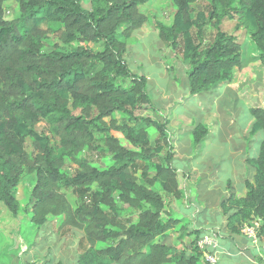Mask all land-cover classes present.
Wrapping results in <instances>:
<instances>
[{
	"label": "trees",
	"instance_id": "trees-1",
	"mask_svg": "<svg viewBox=\"0 0 264 264\" xmlns=\"http://www.w3.org/2000/svg\"><path fill=\"white\" fill-rule=\"evenodd\" d=\"M10 1L17 4L13 18L5 14ZM101 1L86 9L81 0H0V203L17 216L22 205L15 190L33 175L29 220L45 233L42 240L52 225L59 237L78 235L65 262L199 264L196 242L206 229L163 219L166 200L182 195L172 165L176 150L167 120L143 115L157 113L147 77L125 61L126 41L152 24L163 47L180 50L189 96L211 95L213 104L225 86L235 100L226 97L219 112L229 116L226 107L234 110L238 101L228 86L237 74L256 61L264 71V0H207L198 11L191 6L198 0H172L170 23L148 18L140 9L148 0ZM225 19L253 43L248 60L241 58L242 41L221 29ZM49 35L56 41L45 51ZM247 112L248 136L260 132L262 139L246 193L220 202L226 222L212 227L219 236L239 233L253 219L260 220L258 237L264 235V108L252 104ZM210 130L201 120L185 128L194 144ZM106 154L108 167L93 165ZM173 232L181 240L195 235L190 254L172 251ZM54 258L48 250L34 264H63Z\"/></svg>",
	"mask_w": 264,
	"mask_h": 264
},
{
	"label": "rangeland",
	"instance_id": "rangeland-1",
	"mask_svg": "<svg viewBox=\"0 0 264 264\" xmlns=\"http://www.w3.org/2000/svg\"><path fill=\"white\" fill-rule=\"evenodd\" d=\"M81 2L86 9H92L103 3L101 0H81ZM206 4L207 0H198L191 6L194 11H198L203 10ZM140 9L148 15L150 20L154 18L163 23H170L175 7L172 0H148L140 6ZM5 11L8 18L16 17L17 4L13 1L7 2ZM220 27L242 41L240 46L242 59L248 60L256 53L249 37L236 28L234 21L225 19ZM208 34H211L210 29ZM55 41L52 35L47 36L44 50L50 51ZM126 43L125 61L132 72L148 78L147 92L157 113L148 110L143 115H151L160 121L167 120V128L172 133V144L176 150L172 165L178 171L177 179H180V185L183 188V194L173 200V206L181 207L189 204L191 211L210 207L209 205L219 206L220 202L228 196V192H238L241 184L246 179L252 178L255 168L253 159L257 156L258 142L262 139V133L247 136L249 123L246 124L248 112L245 108L252 104H258L264 108V105L260 103L264 101L263 69L255 62L237 74V81L231 85L237 93V108L228 116L220 113L219 108L223 100H227L226 97L230 102L235 100L233 95L228 94L229 89L225 86L220 88L218 91L224 94H221L222 98H214L213 104L211 95L190 97L186 87L185 64L180 50L163 47L152 24L147 23L143 28L134 31ZM73 46L75 44L65 47ZM178 116L184 119L187 126L192 124V120H201L207 123L211 130L201 142L194 144L191 136L186 134L183 123L173 119ZM154 138L155 133L152 131L151 143L154 142ZM121 141L129 146L122 137ZM110 163V156L106 154L99 160H95L93 165L104 169ZM34 181L33 175H25L15 190V196L22 205L17 216L11 214L0 203V264L15 262L34 264L42 259L48 250L55 255L54 263L64 259L63 264H72L65 262L67 261L65 253H69L67 249L69 241L73 239V236L76 239L78 235L71 232L61 234L64 236L59 237V234L55 232V226L52 225L49 235H44L42 240L45 233L38 231L29 220L28 195ZM155 187L160 190L158 185ZM67 195L73 203L74 196L69 192ZM171 200H166L167 208L170 207ZM128 212L123 210L122 214ZM163 216L165 219L166 215ZM179 219H182L180 225H189V221L185 223L183 217ZM171 234L178 236L179 233ZM194 236L185 237H191V241ZM170 243L174 246L172 251H180L182 250L180 245H187V240L183 241V238L181 240L177 237L175 240H170ZM220 243L223 242L220 241ZM73 245L74 243H70L69 249L73 248ZM199 264H205L202 256ZM222 264L227 262L223 261Z\"/></svg>",
	"mask_w": 264,
	"mask_h": 264
},
{
	"label": "crops",
	"instance_id": "crops-1",
	"mask_svg": "<svg viewBox=\"0 0 264 264\" xmlns=\"http://www.w3.org/2000/svg\"><path fill=\"white\" fill-rule=\"evenodd\" d=\"M252 63H255V62H251L249 64H252ZM256 63H258V66L261 67L259 62L256 61ZM249 64L247 66H249ZM231 85L232 84H230L228 87L236 93V91L231 87ZM219 97L222 98V96H219ZM260 103L261 105H264V101H260ZM249 106H247L245 110L246 109L248 110ZM226 110L230 114H232L231 111L233 109H231V107L230 108L226 107ZM173 119H176L178 122L183 123L182 126H184L185 128L188 127L185 124L183 118L178 116V118H173ZM251 122L252 120L248 116L246 124L249 123L248 124L249 127H250ZM248 131H249V128H248ZM258 145H259V142H258ZM178 183H179V187L182 190V194H183V188L180 185L179 178H178ZM246 191L247 189L243 182L238 192H228V196L230 194H234L237 196L243 195L246 193ZM174 199L171 200L172 202H171V205H169L170 206L169 208H167L168 206L167 204L165 205V210L168 213V214L166 213V216L169 215L172 218L173 217H179V218L183 217L185 223L189 221L188 224L194 228L206 229L204 232H206L207 230H212V227L223 226L226 222V217L221 214L220 206L214 207V205H209L210 207H202L199 209L197 208L195 211H191L192 209L189 204L185 206H181V207L180 206L174 207L172 204ZM177 237H179V235L175 236L174 234H171V240H175ZM219 237H220L219 240L222 241L223 243H220L219 241V247H218L219 260L216 264H222L223 261H226L227 264H264V235L259 237V241L257 245H252L249 242V240L241 233V230L239 233H229L227 230H224L222 231V234ZM190 239L191 237H183V241L187 240V245L179 244L185 254H189L190 252V247L188 244ZM14 264H17V262H15Z\"/></svg>",
	"mask_w": 264,
	"mask_h": 264
},
{
	"label": "built area",
	"instance_id": "built-area-1",
	"mask_svg": "<svg viewBox=\"0 0 264 264\" xmlns=\"http://www.w3.org/2000/svg\"><path fill=\"white\" fill-rule=\"evenodd\" d=\"M260 220L253 219L241 228V233L249 240L252 245H257L259 241L258 230ZM198 248L202 252L203 262L205 264H216L219 260L218 247L219 235L215 231H207L197 241Z\"/></svg>",
	"mask_w": 264,
	"mask_h": 264
}]
</instances>
